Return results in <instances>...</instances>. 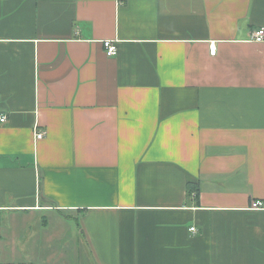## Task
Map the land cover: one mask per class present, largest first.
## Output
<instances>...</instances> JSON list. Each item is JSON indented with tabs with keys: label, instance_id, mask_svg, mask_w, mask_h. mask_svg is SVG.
<instances>
[{
	"label": "crops",
	"instance_id": "1",
	"mask_svg": "<svg viewBox=\"0 0 264 264\" xmlns=\"http://www.w3.org/2000/svg\"><path fill=\"white\" fill-rule=\"evenodd\" d=\"M260 28L264 0H0V264H264Z\"/></svg>",
	"mask_w": 264,
	"mask_h": 264
},
{
	"label": "rangeland",
	"instance_id": "2",
	"mask_svg": "<svg viewBox=\"0 0 264 264\" xmlns=\"http://www.w3.org/2000/svg\"><path fill=\"white\" fill-rule=\"evenodd\" d=\"M43 215L44 216H46L47 214L44 212V213H40V215L38 214V215H35L33 218H32V220L30 221V226H31V228L27 231H25V234H32V232H35V231H39V227H40V224L42 223V221L44 220L43 218ZM24 218V216H23V213H19L18 215H16L15 216V219H14V222L15 223H18V225L16 226V228H18V227H21L22 226V224H20V220L21 219H23ZM28 223V222H27ZM63 223V222H62ZM68 225H73L72 227H68V230H67V233L65 234V236L62 238V239H70V235H73L72 233H71V231H69V230H72V229H74V224H72V223H70V222H68ZM22 228V227H21ZM33 228V229H32ZM56 228H57V230H58V232H60L62 229H65V228H63V226L62 225H58V226H56ZM51 230V229H50ZM17 231V230H16ZM21 231H23V230H20L19 232L21 233ZM18 232V231H17ZM74 233H75V231H73ZM18 244H20V248H21V246H22V244L24 243V240H23V238L22 237H19L18 239ZM27 243V242H26ZM61 246H62V242H58ZM24 249H26V251H28V254H29V252L30 251H32L33 249H34V244H33V240L31 239V240H29L28 241V243L26 244V246H25V248ZM57 249V248H56ZM57 251V250H56ZM48 255H50V256H52V254L51 253H49ZM30 256V255H29ZM32 256V255H31Z\"/></svg>",
	"mask_w": 264,
	"mask_h": 264
},
{
	"label": "built area",
	"instance_id": "3",
	"mask_svg": "<svg viewBox=\"0 0 264 264\" xmlns=\"http://www.w3.org/2000/svg\"><path fill=\"white\" fill-rule=\"evenodd\" d=\"M253 40L255 42L261 43L264 42V28H260L258 29L254 34H253ZM104 47L107 51L108 56H115L118 53V47L116 45L115 41L112 40H106L104 41ZM217 51L216 47H212L211 48V54L215 55ZM6 118L5 117H1L0 121L1 122H5ZM45 136V133L43 131H38L36 134V138L38 140L43 139ZM252 208L256 209V210H264V203L262 201H255L252 203ZM192 231H195V228L191 229Z\"/></svg>",
	"mask_w": 264,
	"mask_h": 264
}]
</instances>
